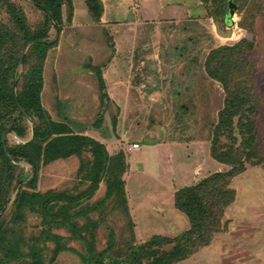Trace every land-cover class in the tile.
<instances>
[{"label":"rangeland","instance_id":"rangeland-1","mask_svg":"<svg viewBox=\"0 0 264 264\" xmlns=\"http://www.w3.org/2000/svg\"><path fill=\"white\" fill-rule=\"evenodd\" d=\"M181 1L187 5L188 31L202 35V51L196 55L188 47L186 66H179L178 74L165 73L156 82L141 86L142 95V91L151 87L152 94L147 99L128 100L132 92L118 93L114 83H109L110 99L99 105L96 79L90 78L80 64L81 59H88L86 51L92 52L93 61L97 59L98 53L92 50L98 40L84 46L74 41L76 49L70 47L73 51L63 54L61 68L50 63L44 66L45 90L42 88L40 98L45 117L67 123L76 133L99 137L91 130L98 127L101 133L112 137L102 139L104 148L112 153L102 181L91 194H83L91 186L90 174L97 162L89 146L80 155L46 165L41 164L40 156L39 168L34 171L24 157L13 158L8 151L21 149L36 157L47 141L41 137L46 124L34 108L20 104L18 110L1 120L0 137L13 165V177L10 181L6 177V163L0 156V264H31L33 251L45 264H86V260L96 264L101 253L103 264H130L128 256L133 246L142 245L154 234L174 237L188 229L185 215L173 205L174 192L216 171L229 169L210 155L212 133L225 92L217 80L206 74L205 57L210 49L234 44L242 38L253 41V49L246 55L256 70L251 72L244 63V68L232 73V78L244 81V90L251 101L245 107L255 104L253 111L243 112V121L254 122L253 154L248 160L239 156L245 169L229 178L234 198L221 216L226 227L212 234L208 245L174 264H264V0L246 1L243 8L232 11V24L225 19L228 10L221 13V5L216 2L219 29L224 32L231 28L230 36L218 34L210 11L201 0ZM159 9H163L160 11L163 15L174 12L170 7L166 11ZM61 10L64 23L67 14L64 2ZM44 25L49 29L47 39L55 40L58 36L55 22L47 19L33 0H0V71L9 70L8 83L16 97L23 95L30 79H36L33 70L42 56L34 46L35 40L24 35H34ZM190 35L188 32L189 40ZM52 69L54 72L60 69L58 81L54 80ZM60 87L65 89L61 94ZM131 108H136L137 113L131 114ZM113 117H117L115 128ZM96 119L97 124L93 122ZM11 125L19 127L9 129ZM236 138L237 141L223 135L218 142L219 151L229 143L237 147L240 137ZM147 142L160 146L153 148L154 158L147 152L144 161L139 157L144 150L141 145ZM133 143L138 148L130 149ZM237 152L240 154V149ZM116 155L120 158H114ZM51 191L64 192L72 198L49 203L45 212L41 200L19 204L18 195L22 192L47 195ZM107 191L113 193L102 200ZM56 241L64 248L54 255ZM149 260L144 258L141 264Z\"/></svg>","mask_w":264,"mask_h":264},{"label":"trees","instance_id":"trees-1","mask_svg":"<svg viewBox=\"0 0 264 264\" xmlns=\"http://www.w3.org/2000/svg\"><path fill=\"white\" fill-rule=\"evenodd\" d=\"M36 5L45 13L46 18L55 22L57 33L62 30V10L63 2L67 6V18L71 17V0H33ZM209 9L210 15L215 14L217 18L216 2L219 3L220 12L239 10L243 8L246 1L249 0H201ZM91 14L98 19L101 6L98 0H86ZM216 8V9H215ZM14 14V12H12ZM17 18L21 30L26 33L25 27L21 20ZM227 18V15H226ZM225 18V19H226ZM49 29L44 25L41 29L34 32V35H24L26 39L35 40L34 46L38 51L42 52L40 63L37 69L33 70L36 79H30L23 91V95L16 97L14 95L9 82V70L2 73L0 71V122L5 117H9L13 110H18V105H29L34 108L38 118L44 122L45 130L41 134L42 139H47L42 151L38 149V155L33 157L31 154L25 153L23 150L8 151L13 158L24 157L32 166L34 171H37L39 164L37 160L41 156L43 165L49 164L52 161L65 159L71 155H80L86 146L91 148L93 157L97 160L95 170L90 174L91 186L84 190L83 194H91L97 189L101 180V175L107 161V152L101 142L93 137L84 134L74 133L71 127L62 122H57L45 117V109L41 104V91L43 88V68L47 53L50 48H53L58 43V36L55 40L49 41L47 34ZM27 36V37H26ZM253 49V41L242 38L240 41L228 45L223 44L209 50L205 57L204 69L206 74L217 80L225 92L223 106L218 111V120L212 133V141L210 147V155L219 163L229 166L225 172L216 171L210 176H207L192 185H185L174 192L173 205L176 209L182 212L188 223V229L180 232L174 237H166L158 234L151 236L142 245L133 246L128 256L130 264H141L144 258L150 260L146 264H174L177 261L187 258L190 254L200 247L210 243L212 234L221 231L226 227V221H222L221 216L225 206L230 204L234 198V190L228 186L229 178L235 176L245 169L244 161L248 160L253 154L255 144V129L253 121H243L245 115L244 110L250 112L255 109V104L251 103L245 107L250 101V95L244 90V81L234 80L232 73L244 68V63L250 68L251 72L255 73L256 67L248 61L247 51ZM244 55V58H242ZM96 73L98 81V90L100 101L108 98L106 86L97 66H91ZM235 81V82H233ZM21 116V115H20ZM250 119V118H249ZM99 119L95 121V124ZM0 123V133H1ZM237 125V128L235 127ZM19 125H11L9 129L18 128ZM235 130L237 132H235ZM240 142H237V147L233 143H229L224 147L223 151L218 146L220 138L226 135L227 139L237 141L238 136ZM52 136V137H50ZM219 148V149H218ZM240 149L241 153L237 152ZM41 151V152H40ZM219 151V152H218ZM0 156L6 163L5 171L7 178L10 181L13 177V165L9 161L4 149L3 142L0 137ZM241 160V161H240ZM119 187L117 186V190ZM81 193V194H82ZM113 191H107L105 200ZM64 192L55 193L51 191L47 195L38 193H20L18 200L20 206L25 203H33L41 200L42 210L46 211V206L52 202H59L67 198ZM73 227V226H71ZM74 228V227H73ZM55 238V237H54ZM61 247H60V246ZM166 246V247H165ZM58 241L54 249V255L63 249ZM92 250L91 244L89 251ZM17 254V253H14ZM102 254L96 259V264L101 262ZM31 264H45L40 260V256L33 251L31 253ZM86 264H89L86 260Z\"/></svg>","mask_w":264,"mask_h":264},{"label":"crops","instance_id":"crops-1","mask_svg":"<svg viewBox=\"0 0 264 264\" xmlns=\"http://www.w3.org/2000/svg\"><path fill=\"white\" fill-rule=\"evenodd\" d=\"M98 1L101 11L98 19H95L86 0H71V17L68 19L66 14L63 23L62 13L61 37L57 45L49 49L44 62V66L50 63L53 65L52 67L60 65L61 68L64 63L63 54H69L73 51L72 49H76L74 41L78 45L82 44L84 46L88 42L94 41L96 43V40H98V44L96 43L92 50L98 53V55H95L97 59L93 61L90 55L92 52L86 51L88 52V55H86L88 59H81L80 61V64L85 66V73L90 78L96 79L98 101H100L98 79L91 66L99 68L107 95L109 92L107 85L114 83L118 93H122V90H128L127 93L132 92V96H127L128 100L147 99L152 94L151 87H148L146 91H142V95V93H139L140 90H143V88L140 89L141 86L154 83L166 75L178 74L179 72H176L178 67L182 65V68H185L186 66L188 47L196 55L197 52L200 54L202 51V35L187 29V5L185 1L175 0L174 3H166L164 0ZM159 7L164 8V11L170 7L174 12L163 15V12L160 13L163 9H159ZM172 17H174L173 21H171ZM188 32L191 34V40L188 39ZM187 43H189V46ZM194 59H196L195 55ZM60 72V69L57 72L55 70L54 80H57ZM165 73L168 74L165 75ZM62 90L65 89L60 87V94ZM105 99H110L109 95ZM49 109L51 108L49 107ZM134 109L136 110V108ZM134 109L131 108V114L137 113ZM105 119L106 116L104 122ZM116 119L117 117H113L114 128L117 123ZM95 121L93 122L95 123ZM125 123L126 120L124 119L123 124ZM96 126H99V124ZM91 130L97 132L99 137L81 132L78 134L88 135L101 143L102 139L109 140L112 138L107 133H101L98 127ZM131 145H129L130 149L133 148ZM156 146H160L159 143L147 142L145 146L141 145L144 150H142L139 158L146 161L147 152L153 155V148ZM105 150L108 159L112 151ZM116 156L114 158H120L119 155Z\"/></svg>","mask_w":264,"mask_h":264},{"label":"water","instance_id":"water-1","mask_svg":"<svg viewBox=\"0 0 264 264\" xmlns=\"http://www.w3.org/2000/svg\"><path fill=\"white\" fill-rule=\"evenodd\" d=\"M231 15H232V11H229L228 14H227V18H226V20H227V22L229 24H232V21L230 19ZM212 17H213L214 24H215V27H216V30H217L218 34H220L222 36H230L232 34V29L231 28L226 29V31H224V32L220 31L219 22H218V20H217V18L215 16V14H213Z\"/></svg>","mask_w":264,"mask_h":264},{"label":"built area","instance_id":"built-area-1","mask_svg":"<svg viewBox=\"0 0 264 264\" xmlns=\"http://www.w3.org/2000/svg\"><path fill=\"white\" fill-rule=\"evenodd\" d=\"M133 148H138V144L137 143H133L132 145H131Z\"/></svg>","mask_w":264,"mask_h":264}]
</instances>
